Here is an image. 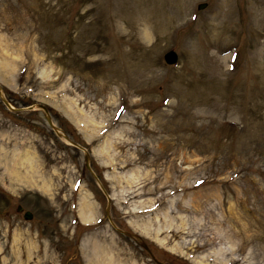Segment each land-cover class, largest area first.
<instances>
[{
    "label": "rangeland",
    "instance_id": "374dc122",
    "mask_svg": "<svg viewBox=\"0 0 264 264\" xmlns=\"http://www.w3.org/2000/svg\"><path fill=\"white\" fill-rule=\"evenodd\" d=\"M5 62L0 264H264V0H0Z\"/></svg>",
    "mask_w": 264,
    "mask_h": 264
},
{
    "label": "bare ground",
    "instance_id": "6f19581e",
    "mask_svg": "<svg viewBox=\"0 0 264 264\" xmlns=\"http://www.w3.org/2000/svg\"><path fill=\"white\" fill-rule=\"evenodd\" d=\"M14 68H15L14 65H12L10 62H5V64L1 68V72H3V74L1 75L0 80L3 83L7 84V86H10V87L12 86V83L10 82L11 77H9V73L7 74V72H9V70H14ZM63 114L66 115L69 120H71V122L78 128V130L83 134V136L86 139H88L90 136H93V135L95 136L98 133V130H97L96 127H94V130L91 131L90 133H88V132H87V134L83 133L84 132L83 126L85 127V123H82V120L79 121L78 119H75L73 116L68 114L67 111H64V110H63ZM100 162L103 165L106 164L103 160H100ZM30 163H31V161H30ZM107 177L109 178V175H107ZM39 185L42 188V191H43V189L46 188L45 185H41V184H39ZM95 210H96V208H95L94 203L92 202V200H90L89 195L84 196V199L82 200V202L79 205V215L81 217V220L85 221V222H89L90 219L92 218V214L95 212ZM131 224L135 228V230L139 231L140 233H143L144 235L150 237L151 239H154L158 244H160L161 246L167 248L168 250H171V251H174V252L175 251L176 252H180L181 254L185 253L180 245H184L183 243H186V242L182 241L180 243H174V244H172L170 246L168 244V236L167 235L164 236V237L161 236L162 233L165 232L166 228L163 227L165 225L160 224V223L157 224V225H151V224H148V223H145L143 225L142 224L136 225L137 223H134V222H131ZM169 226H171V225H169ZM189 259L194 264H204L202 261H199L198 259L191 258L190 256H189ZM97 261L99 262L98 259H97Z\"/></svg>",
    "mask_w": 264,
    "mask_h": 264
},
{
    "label": "water",
    "instance_id": "95a60500",
    "mask_svg": "<svg viewBox=\"0 0 264 264\" xmlns=\"http://www.w3.org/2000/svg\"><path fill=\"white\" fill-rule=\"evenodd\" d=\"M205 3H200L199 7H202ZM164 58L167 62L169 63H173L177 60L178 58V54L174 49H168L165 53H164ZM49 122H51V120H49ZM23 206L21 204L17 205V210H22ZM23 215L25 218H30L32 216V212L29 209L24 210Z\"/></svg>",
    "mask_w": 264,
    "mask_h": 264
}]
</instances>
